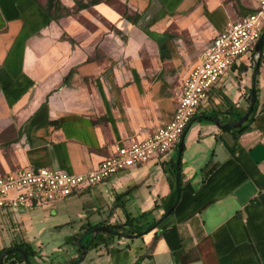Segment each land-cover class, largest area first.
<instances>
[{
	"label": "crops",
	"instance_id": "crops-1",
	"mask_svg": "<svg viewBox=\"0 0 264 264\" xmlns=\"http://www.w3.org/2000/svg\"><path fill=\"white\" fill-rule=\"evenodd\" d=\"M59 1L65 15L37 0H0V175L20 167L86 172L115 147L148 138L171 120L182 78L215 36L255 5L116 0L139 15L132 23L104 0H87L88 8ZM257 56H238L194 115L168 215L110 250H87L81 264H264V58L246 129L215 122L235 123L248 110ZM176 159L175 145L65 198L0 209V249L27 242L32 264H68L77 251L65 240L87 224L122 225L147 211L142 223H152L176 200Z\"/></svg>",
	"mask_w": 264,
	"mask_h": 264
},
{
	"label": "built area",
	"instance_id": "built-area-1",
	"mask_svg": "<svg viewBox=\"0 0 264 264\" xmlns=\"http://www.w3.org/2000/svg\"><path fill=\"white\" fill-rule=\"evenodd\" d=\"M250 1L255 4L252 11L229 20L182 78L175 112L168 123L142 141L115 147L109 156L86 172L20 167L0 175V209H30L54 202L169 153L212 86L238 56L256 50L264 28V0Z\"/></svg>",
	"mask_w": 264,
	"mask_h": 264
},
{
	"label": "trees",
	"instance_id": "trees-1",
	"mask_svg": "<svg viewBox=\"0 0 264 264\" xmlns=\"http://www.w3.org/2000/svg\"><path fill=\"white\" fill-rule=\"evenodd\" d=\"M47 1L50 4L53 0H47ZM47 1L46 0H37V2H39V4H44V2H45L47 9L52 14V10H50V8L47 4ZM93 1L99 2L101 0H93ZM104 1L108 2V0H104ZM115 2H117V1L115 0ZM59 4H60V2H59ZM81 7H83V6H80V8ZM120 13L123 17H125L126 19H128L132 23H135L139 18L138 14L130 12V10H128L126 7L124 8V12L121 11ZM129 14H131L133 16L131 17V16H129ZM263 43H264V40H263ZM263 58H264V55H261L260 57L257 58V61H259V63H260ZM257 76H258V73H257ZM257 76H256V82H257ZM257 91H258V87H257V83H256V92ZM248 101H250V93L248 94ZM256 102H257V98H256ZM256 102H255V105L252 108L247 120L244 123H242L236 129L237 131L241 132V131L246 129L247 122L249 120H251L255 114ZM179 165H180V162H179ZM170 170L174 173V171L176 170V161L171 162ZM180 185H181V173H180ZM180 188H181V186H180ZM174 192H176V190H174ZM149 213H150V211H147V212H142L137 217H127L125 220V223L122 225H110V224L103 223L102 226L109 227V228L116 230V231H119L123 234L135 235V234H138V233L146 230L149 226H151L153 223L158 221L159 218L155 219L152 223L144 226L142 223V220ZM97 226H100V224H94V225L87 224V225L83 226V230L81 232L73 234L67 240H65V243H71V245H73L77 251L76 256L68 264H71L72 262H74L79 257V255L81 254V249L79 248V245L88 246V250L98 249L101 247H104L107 250H110L111 248H108V247L111 244V242L113 240H115L116 238L117 239L120 238L119 236H115V235L108 234V233L101 232V231L96 233L95 236H93L91 231ZM79 240H80V242H79ZM83 241H84V243H83ZM16 246H19L24 250V252L26 253L29 260H30V257H32L35 254V251L33 250L32 246L27 242L13 243L7 247H3L0 249V254L4 250L12 249L13 247H16ZM16 263L26 264L24 262L23 256L16 250H11L4 257L3 262H2V264H16Z\"/></svg>",
	"mask_w": 264,
	"mask_h": 264
},
{
	"label": "water",
	"instance_id": "water-1",
	"mask_svg": "<svg viewBox=\"0 0 264 264\" xmlns=\"http://www.w3.org/2000/svg\"><path fill=\"white\" fill-rule=\"evenodd\" d=\"M263 40H264V28L262 30V33L257 41V44H256V52L258 53V56L257 57H260L262 55V47H263ZM258 67H259V61H256L255 63V66H254V69H253V74H252V85H251V90H250V104H249V108L248 110L246 111V113L235 123H231V124H226V125H220L217 120L215 119V122L216 124L220 127V128H237L239 127L242 123H244L252 108L254 107L255 105V102H256V98H257V92H256V76H257V72H258ZM196 119L195 116L192 117V119L188 122V124L186 125V127L184 128V130L182 131L180 137H179V140H178V143H177V159H176V173H175V188H176V200L175 202L172 204V206L166 210V212L158 219L157 222L153 223L151 226H149L146 230L138 233V234H135V235H128V234H123L119 231H116V230H113L109 227H106V226H97L95 227L91 232L93 234V236H95L96 233L98 232H105V233H108V234H112V235H115V236H119V237H126V238H135V237H139V236H142L143 234H145L146 232L148 231H151L152 229H154L157 224L163 220L167 215L168 213L173 209V207L177 204V201H178V197H179V194H180V165H179V162H180V156H181V151H182V148H183V139H184V136L186 134V131L191 123L192 120ZM80 242V240H79ZM79 248L81 249V254L79 255V257L74 261L72 262L71 264H80L85 256H86V253H87V250H88V246L86 245H79ZM11 250H16L18 251L22 256H23V259H24V262L26 264H32L29 260V258L27 257L26 253L24 252V250L19 247V246H16V247H13L12 249H8V250H4L1 254H0V264H2L3 262V259L4 257L11 251Z\"/></svg>",
	"mask_w": 264,
	"mask_h": 264
},
{
	"label": "rangeland",
	"instance_id": "rangeland-1",
	"mask_svg": "<svg viewBox=\"0 0 264 264\" xmlns=\"http://www.w3.org/2000/svg\"><path fill=\"white\" fill-rule=\"evenodd\" d=\"M47 1V0H46ZM73 1H75V5H76V8L78 7V8H80V6H84L85 8H88L89 6L87 5V3L85 2V1H87V0H73ZM59 2L60 1H58V0H53L50 4L48 3V1H47V4H48V6H49V8H50V10H52V14L54 15V16H56V15H65L66 13H67V9L63 6V5H61V2H60V4H59ZM89 2H90V0H89ZM108 3H110V4H112V7L113 8H115L117 11H119V12H124V6L121 4V3H119V2H115V0H108ZM129 16H133V15H131V14H129ZM83 18L81 17V20H82ZM113 30H114V28H113ZM250 52H247V53H244L243 55H247V54H249ZM256 59V58H255ZM176 146H177V144H176ZM44 244H47V242H43ZM83 243H84V241H83ZM81 264V263H80Z\"/></svg>",
	"mask_w": 264,
	"mask_h": 264
}]
</instances>
